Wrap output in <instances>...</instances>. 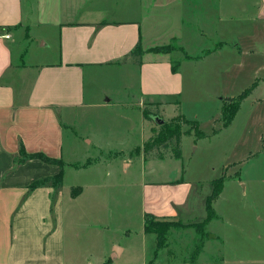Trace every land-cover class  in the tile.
<instances>
[{
  "label": "crops",
  "instance_id": "0c3cea01",
  "mask_svg": "<svg viewBox=\"0 0 264 264\" xmlns=\"http://www.w3.org/2000/svg\"><path fill=\"white\" fill-rule=\"evenodd\" d=\"M187 25L195 28L191 39L192 33L206 31L216 35V46L203 56L183 55L173 71L171 54L151 48L177 43ZM226 38L236 43L224 53ZM40 40V46H33ZM136 46L143 51L139 63L132 57ZM221 51V63L214 62ZM231 56L236 62L230 61ZM210 58L222 76L251 68L255 80L246 87L249 93L264 84V0H0V264H124L116 259L125 253V245L101 239L107 221L96 216L100 182H66L69 170L79 177L101 161L80 154V142L102 149L76 131L77 116L85 107L111 101L109 94H135L141 116L134 127V144L125 151L108 149L103 155L112 154L107 165L115 158L126 163L134 156L149 162L142 147L152 124L141 106L155 107L151 116L163 122L175 118L184 65H190L195 95L202 88L195 82L203 69L200 62ZM234 97L220 96V108ZM248 98L247 93L241 102ZM237 112L229 125H220L211 134L229 128ZM182 118L199 129L195 120ZM167 157L179 159L167 154L160 160ZM159 169L182 172L174 161ZM59 172V184L30 188ZM190 185L181 178L144 183L143 219L145 214L158 219L176 214L173 205L179 209L186 205ZM74 187L80 190L73 196ZM142 233L143 264L149 246L146 235L153 234L143 229ZM115 246L119 251L113 250Z\"/></svg>",
  "mask_w": 264,
  "mask_h": 264
},
{
  "label": "rangeland",
  "instance_id": "374dc122",
  "mask_svg": "<svg viewBox=\"0 0 264 264\" xmlns=\"http://www.w3.org/2000/svg\"><path fill=\"white\" fill-rule=\"evenodd\" d=\"M183 31L177 43H170L169 52H161L171 54L172 64L179 63L183 52L203 56L205 50H212L216 46V35L206 31L192 33L191 39L189 33L195 32V28L187 25ZM225 40L224 53L228 49L233 50L236 43L229 38ZM42 42H34L33 46H40ZM48 46L44 48L48 49ZM222 53L214 56L213 61L219 63ZM230 61L236 62L233 56ZM214 62L212 58L201 60L203 69L195 82L202 88L195 95L191 92L189 63L182 69L184 88L175 114L195 120L207 136L197 138L193 132L183 135L180 140L181 157L178 160L169 157L164 160L151 158L158 153L173 156L170 146L152 150L149 162L133 155L129 162L123 163L115 158L107 165V157L112 154L106 156L104 152L108 149L125 151L134 144L132 141L137 136L134 127L137 128L141 116L135 108L138 102L135 94H109L111 101L98 107H85L77 116L78 126L75 130L82 134L83 139L84 136L91 139L93 144L102 149L80 142V154L91 160L100 157L101 161L82 171L79 177L69 170L66 182L73 185H77L75 183L78 180L85 183L100 182L101 185L96 188L97 198L101 199L96 202V206L100 211L96 216L107 221V227L102 228L101 239H115L117 243L125 245V253L116 259L121 263H141L139 249L145 245L142 235L144 183L181 178L193 186L189 191L188 202L180 209L173 205L176 214L165 217L167 222L163 227L168 229L162 247L154 246V234L146 235L149 246L145 250L143 264H264V84L259 83L248 93L249 98L240 102L229 128L211 134L221 125L220 96L224 98L241 94L255 80L254 71L249 67L233 69L228 75L222 76L220 66ZM87 76L85 84L89 91L91 83L90 76ZM114 98H119V101ZM228 101L232 102L231 99ZM144 107L152 110L151 113L155 110V107L148 108L143 104L141 108ZM150 123V136L154 137L160 127L154 118L150 119ZM179 124L186 130L195 129L194 124L190 125L183 119L179 120ZM129 130L131 133L127 136ZM135 153L136 150L133 151ZM169 161H174L179 169L182 168V172L174 174L160 171L159 168ZM220 176L224 177V182L221 193L213 201L215 217L204 223L205 200L212 189L211 181Z\"/></svg>",
  "mask_w": 264,
  "mask_h": 264
},
{
  "label": "trees",
  "instance_id": "16d2710c",
  "mask_svg": "<svg viewBox=\"0 0 264 264\" xmlns=\"http://www.w3.org/2000/svg\"><path fill=\"white\" fill-rule=\"evenodd\" d=\"M168 49L171 50L170 49V43L163 45V46L151 48V50H153L155 52H166V51H168ZM179 49H181V48H179ZM181 51H184V50L181 49ZM183 53H184L185 58H187V59L191 58L185 52H183ZM142 54H143L142 49L139 46H136L134 51L132 52L133 61H135L136 63H139L140 57ZM171 68L173 71H175L177 68V63L173 64ZM249 91L250 90H246L234 98H229L232 100L231 103L228 101L229 99L224 101L222 108H221V113H220L221 125L223 127H226L227 125L230 124V122L232 121L236 111L239 108L240 102L247 95V93H249ZM142 113H143V116L145 118H147L149 120L152 119L151 111L146 109L145 107L142 108ZM181 119H183V118L180 115H177L175 118L171 119L170 121L163 122V123L159 124L160 129L156 133V135L154 137L150 136L148 138V140L143 144L142 149H143L144 157L146 159H148L150 152L152 150L159 149L161 147L167 148L170 146H171L173 156L176 158H180L181 157L180 140H181V137L183 135L193 132L197 138L204 137V134L196 126H195L194 130L183 129L181 124H179V120H181ZM183 121L190 124V125H193L192 122H189L187 120H183ZM138 152H139V149L137 148L136 153H138ZM20 155H21V157L25 156L22 149L20 150ZM164 156H165L164 154L158 153L156 155L151 156V158H153V157L163 158ZM30 157H39L45 161H53V160L45 158L44 156H41V155H32ZM61 179H62V173L59 172V174H57L56 176H54L52 178H45V179H41V180H37V181L33 182L30 185V188H35V187H38L40 185H44L48 182L56 185V184H59L61 182ZM223 182H224V177H222V176L214 178L211 181L212 189H211L210 194L206 197V200H205L206 218H205V220L202 221L204 223L210 221L211 219H213L215 217L212 205H213V201H215L218 198L219 194L222 191ZM79 190H80L79 187H74L71 189V194L74 196L79 192ZM166 222L167 221L165 219L163 221L158 220L157 218H155L151 214H145V216H144L143 231L145 233H152L155 235V247L156 248L162 247V245H163L164 235L168 229L167 227L166 228L163 227V224Z\"/></svg>",
  "mask_w": 264,
  "mask_h": 264
},
{
  "label": "water",
  "instance_id": "95a60500",
  "mask_svg": "<svg viewBox=\"0 0 264 264\" xmlns=\"http://www.w3.org/2000/svg\"><path fill=\"white\" fill-rule=\"evenodd\" d=\"M154 121H155V123L156 124H161V123H163V120L162 119H160L159 117H154ZM113 250L114 251H119V248L117 247V246H115L114 248H113Z\"/></svg>",
  "mask_w": 264,
  "mask_h": 264
},
{
  "label": "built area",
  "instance_id": "2783aa9c",
  "mask_svg": "<svg viewBox=\"0 0 264 264\" xmlns=\"http://www.w3.org/2000/svg\"><path fill=\"white\" fill-rule=\"evenodd\" d=\"M6 37H8V35H6Z\"/></svg>",
  "mask_w": 264,
  "mask_h": 264
}]
</instances>
